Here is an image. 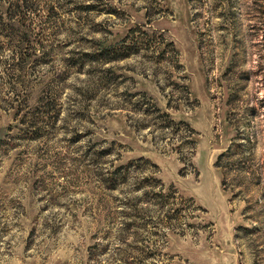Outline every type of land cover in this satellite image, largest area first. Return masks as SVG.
Returning a JSON list of instances; mask_svg holds the SVG:
<instances>
[{
  "label": "rangeland",
  "instance_id": "obj_1",
  "mask_svg": "<svg viewBox=\"0 0 264 264\" xmlns=\"http://www.w3.org/2000/svg\"><path fill=\"white\" fill-rule=\"evenodd\" d=\"M0 264H264V0H0Z\"/></svg>",
  "mask_w": 264,
  "mask_h": 264
}]
</instances>
